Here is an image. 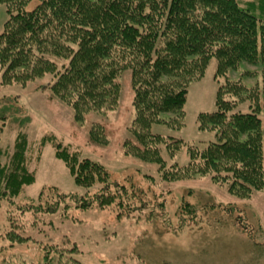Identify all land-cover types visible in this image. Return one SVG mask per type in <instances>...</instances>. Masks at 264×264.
<instances>
[{
  "label": "rangeland",
  "instance_id": "rangeland-1",
  "mask_svg": "<svg viewBox=\"0 0 264 264\" xmlns=\"http://www.w3.org/2000/svg\"><path fill=\"white\" fill-rule=\"evenodd\" d=\"M6 18L0 4V32ZM216 66L212 57L203 74L188 84L178 118L164 114L162 122L150 124L149 133L161 141L158 154L145 159L132 147L127 153L123 144L137 142L129 70L118 78L117 105L89 112L80 122L69 105L42 87L51 74L24 86L3 85L0 71V111L5 116L0 120V164L9 165L22 132L25 165L34 175L17 196L0 199V264H39L50 246H75L72 255L79 264H264V184L242 196L231 193L228 183L212 172L164 177V170L189 162V147L200 149L215 140L217 129L201 121V113L221 109L229 115L259 107L264 121V72L243 64L216 76ZM94 124L105 142L90 139ZM56 142L80 158L102 163L109 175L108 192L118 191L114 203L78 206L105 185L77 186L55 156ZM13 231L26 239L12 242L8 234Z\"/></svg>",
  "mask_w": 264,
  "mask_h": 264
},
{
  "label": "trees",
  "instance_id": "trees-1",
  "mask_svg": "<svg viewBox=\"0 0 264 264\" xmlns=\"http://www.w3.org/2000/svg\"><path fill=\"white\" fill-rule=\"evenodd\" d=\"M0 4L7 13L0 32L1 84L24 86L51 74V81L42 87L69 105L74 120L80 122L89 112L117 105L118 78L129 70L137 142L123 144L127 153L132 147L143 159L158 154L156 145L161 141L149 133L150 124L162 122L160 115H181L188 84L203 74L212 57L217 60L216 76L243 64L264 72V0L244 4L240 0H0ZM217 104L221 108V102ZM259 112L256 107L229 115L221 109L201 113L200 120L217 129L215 140L200 149L189 147V162L172 172L164 170V177H178L182 171L212 172L234 194L245 196L261 188L264 121ZM4 119L0 111V120ZM89 137L106 140L98 124L90 127ZM181 143L177 141L178 146ZM54 147L77 186L105 185L92 198L84 197L80 208L115 202L118 191L108 192L109 175L102 163L80 158L60 142ZM25 150L26 139L19 132L9 165L0 164V199L17 196L34 181L25 165ZM8 237L12 242L26 239L14 231ZM50 248L39 264H79L72 255L75 246Z\"/></svg>",
  "mask_w": 264,
  "mask_h": 264
}]
</instances>
